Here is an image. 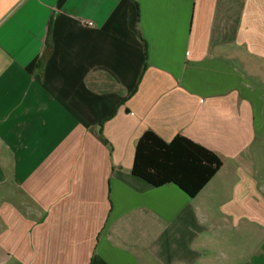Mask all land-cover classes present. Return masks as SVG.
Masks as SVG:
<instances>
[{"label": "crops", "instance_id": "obj_1", "mask_svg": "<svg viewBox=\"0 0 264 264\" xmlns=\"http://www.w3.org/2000/svg\"><path fill=\"white\" fill-rule=\"evenodd\" d=\"M148 131L223 167L153 188ZM259 147L264 0H0V264H264Z\"/></svg>", "mask_w": 264, "mask_h": 264}, {"label": "trees", "instance_id": "obj_2", "mask_svg": "<svg viewBox=\"0 0 264 264\" xmlns=\"http://www.w3.org/2000/svg\"><path fill=\"white\" fill-rule=\"evenodd\" d=\"M222 167L221 157L187 137L166 142L148 131L136 145L132 173L153 188L175 185L195 198Z\"/></svg>", "mask_w": 264, "mask_h": 264}, {"label": "rangeland", "instance_id": "obj_3", "mask_svg": "<svg viewBox=\"0 0 264 264\" xmlns=\"http://www.w3.org/2000/svg\"><path fill=\"white\" fill-rule=\"evenodd\" d=\"M254 162H253V216H257L259 220L257 221L253 220V234H252L251 245H249L246 242L249 239L247 238L246 234L245 233L242 234L243 248L248 249L252 247L253 255L255 252L258 251L257 249L259 247L264 246V147H259V149L256 150ZM245 208L246 207H243V209ZM246 255L243 253V257ZM229 256L230 255H228L226 258L228 259Z\"/></svg>", "mask_w": 264, "mask_h": 264}]
</instances>
